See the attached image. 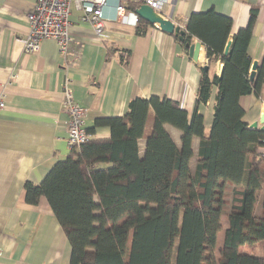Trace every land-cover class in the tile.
Masks as SVG:
<instances>
[{"label": "trees", "instance_id": "obj_1", "mask_svg": "<svg viewBox=\"0 0 264 264\" xmlns=\"http://www.w3.org/2000/svg\"><path fill=\"white\" fill-rule=\"evenodd\" d=\"M255 21L252 9L225 54L231 19L213 10L192 13L181 42L196 38L210 64L222 63L219 76L200 68L192 114L176 101L138 96L123 116L97 118L86 129L106 126L109 138L90 139L56 161L40 183L25 182L26 202L45 197L61 225L69 264H264V156L258 154L264 132L247 127L239 104L264 82V57L250 80L247 46ZM136 24L140 33L147 22ZM213 87L206 132L199 106ZM166 125L181 132L180 147ZM223 214L227 227L216 250Z\"/></svg>", "mask_w": 264, "mask_h": 264}, {"label": "crops", "instance_id": "obj_2", "mask_svg": "<svg viewBox=\"0 0 264 264\" xmlns=\"http://www.w3.org/2000/svg\"><path fill=\"white\" fill-rule=\"evenodd\" d=\"M119 3L124 18L117 14ZM132 3L136 1L108 0L99 36L82 20V12L72 7L73 43L64 58L53 39L43 40L37 53L24 52L27 15L35 0H0V92L5 96V107L0 110V264H69L71 247L48 201L42 196L29 204L24 190L25 182L40 183L52 165L70 152L65 141L68 118L62 106L66 73L72 78L74 99L85 109L86 129L97 118L123 116L138 96L176 101L190 116L200 68L207 65L210 73L220 75L222 63L210 64L202 44L195 61L180 40L156 25L141 24L138 33V25L128 14H135L138 7L132 9ZM252 9L256 21L247 52L251 65L256 62L258 66L264 57V0H170L162 16L186 27L192 13L213 10L231 19V40L246 27ZM13 75L15 79L10 80ZM216 92L213 87L208 102L199 106L206 132L213 121ZM239 104L249 128L264 113V82L257 93L241 96ZM165 128L180 147L181 132ZM90 135L107 139L110 131L97 127ZM198 146L199 138L194 137L192 169ZM144 148L142 138L140 154Z\"/></svg>", "mask_w": 264, "mask_h": 264}, {"label": "built area", "instance_id": "obj_3", "mask_svg": "<svg viewBox=\"0 0 264 264\" xmlns=\"http://www.w3.org/2000/svg\"><path fill=\"white\" fill-rule=\"evenodd\" d=\"M149 5L154 12L162 15L170 0H135ZM108 0H35L33 10L27 15L28 33L22 40L23 50L27 53H37L41 42L53 39L57 43L61 57H66L73 43V36L69 31V17L71 8L82 12V20L91 24L97 36L103 31V8ZM118 16L124 18L125 12L121 3L117 8ZM122 11V12H121ZM133 22H137L136 14L129 12ZM184 30L183 25H177ZM68 67V66H67ZM15 79L11 76L10 80ZM62 106L67 114L65 141L69 150L78 148L91 139L85 128V109L74 99L72 78L65 74L62 87ZM5 107L4 93L0 92V110ZM258 154L264 156V146L259 148Z\"/></svg>", "mask_w": 264, "mask_h": 264}, {"label": "water", "instance_id": "obj_4", "mask_svg": "<svg viewBox=\"0 0 264 264\" xmlns=\"http://www.w3.org/2000/svg\"><path fill=\"white\" fill-rule=\"evenodd\" d=\"M135 14L137 17L148 22L149 24L156 25L162 31L168 34H172L178 37L180 41H183L184 30L180 29V27L174 24V22H172L170 19L164 18L162 15L154 12V10L149 5L143 3L140 4L135 9ZM230 45H231V40H229L225 46V50H224L225 54L229 52ZM185 46L188 49L189 56L196 61L198 59V53L201 43L199 41H195L191 44H186ZM256 68H257V63L253 62V64L251 65L250 80H253ZM204 69H208V66L204 65ZM258 125L261 126L259 127ZM249 129L259 130L261 132H264V113L261 114L257 122H253L252 124L249 125Z\"/></svg>", "mask_w": 264, "mask_h": 264}, {"label": "rangeland", "instance_id": "obj_5", "mask_svg": "<svg viewBox=\"0 0 264 264\" xmlns=\"http://www.w3.org/2000/svg\"><path fill=\"white\" fill-rule=\"evenodd\" d=\"M256 210H257L256 212L258 213V211H259V204L257 205ZM221 221H222V225H223V230L218 235V241H217L216 250H218L220 248V246H221V243H222V240H223V231L227 227V221H226L225 214L222 215ZM243 249L248 250L246 247H244Z\"/></svg>", "mask_w": 264, "mask_h": 264}]
</instances>
